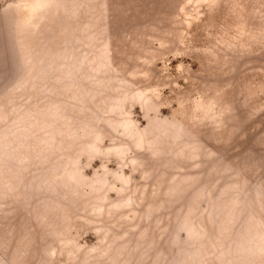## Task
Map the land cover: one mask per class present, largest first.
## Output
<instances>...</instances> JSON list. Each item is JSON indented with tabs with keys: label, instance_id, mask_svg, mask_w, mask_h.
<instances>
[{
	"label": "rangeland",
	"instance_id": "rangeland-1",
	"mask_svg": "<svg viewBox=\"0 0 264 264\" xmlns=\"http://www.w3.org/2000/svg\"><path fill=\"white\" fill-rule=\"evenodd\" d=\"M0 264H264V0H0Z\"/></svg>",
	"mask_w": 264,
	"mask_h": 264
},
{
	"label": "bare ground",
	"instance_id": "bare-ground-1",
	"mask_svg": "<svg viewBox=\"0 0 264 264\" xmlns=\"http://www.w3.org/2000/svg\"><path fill=\"white\" fill-rule=\"evenodd\" d=\"M83 2H84V0H83ZM80 3H81V2H80ZM88 4H90V3H88ZM92 5H93V4H92ZM99 7H100V6H99ZM93 8H94V7H93ZM93 8H92V9H93ZM88 10H89V9H88ZM99 10H100V9H99ZM86 13H87V12H86ZM88 15H89V14H88ZM91 16H92V15H91ZM94 19H95V18H94ZM92 20H93V19H92ZM95 20L97 21L98 19H95ZM95 20H94V21H95ZM68 22H69V21H68ZM97 22H98V21H97ZM72 23H73V22H72ZM94 24H95V23H94ZM93 26H94V25H93ZM96 29H97V28H96ZM96 32H97V31H96ZM65 33H66V32H65Z\"/></svg>",
	"mask_w": 264,
	"mask_h": 264
}]
</instances>
